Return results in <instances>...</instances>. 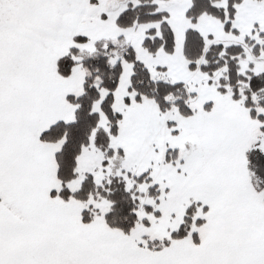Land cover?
I'll return each mask as SVG.
<instances>
[{
    "label": "snow or ice",
    "instance_id": "obj_1",
    "mask_svg": "<svg viewBox=\"0 0 264 264\" xmlns=\"http://www.w3.org/2000/svg\"><path fill=\"white\" fill-rule=\"evenodd\" d=\"M0 264H264V0H0Z\"/></svg>",
    "mask_w": 264,
    "mask_h": 264
}]
</instances>
